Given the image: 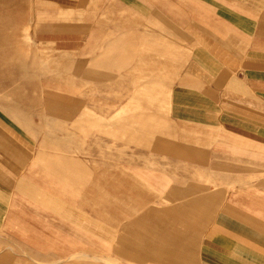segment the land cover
Wrapping results in <instances>:
<instances>
[{
	"label": "crops",
	"instance_id": "0c3cea01",
	"mask_svg": "<svg viewBox=\"0 0 264 264\" xmlns=\"http://www.w3.org/2000/svg\"><path fill=\"white\" fill-rule=\"evenodd\" d=\"M188 1L195 7L197 23L204 25L199 30L202 45L193 52L191 46L187 54L177 52L180 29L164 23L154 9L139 12L128 3L111 0L120 11L111 21L97 20L111 31L100 35L96 49L77 60L61 50L56 60L65 66L38 68L31 85L40 76L55 73L46 82L60 90L48 94L52 99L47 113L75 121L90 110L101 116L95 131L79 124L51 137L63 150L71 147L77 134L93 137L101 147L129 148L130 129L142 133L159 129L165 110L182 138L209 140L222 130L238 143V149L224 150L238 160L224 162L225 167L236 169V185L213 211V196L202 195L198 182L173 185L169 180L138 178L134 171L122 168L116 170V180L124 190L111 200L102 182L113 172L108 168L99 171L98 184L94 179L98 202L90 204L83 201L86 195L60 188V182L70 185L77 178L70 156L46 152L41 159L44 156L31 136L12 117H0V264H122L118 257L99 250L86 253L85 244L72 237L77 213L71 211V200L93 206L101 222L84 226L85 230L104 244L116 242L110 250L125 259L187 264L192 238L201 230L196 248L199 264H264V0ZM53 21L49 30L40 28L47 22L39 23L40 43L70 27ZM150 22H156L153 30L148 29ZM179 54L180 59L190 57L186 77L170 89L168 74L161 75L155 65ZM77 78L95 83L96 88L81 91ZM158 81L160 88L155 86ZM107 132L111 138L104 137ZM95 158L90 157L96 162ZM200 158L202 154L196 160ZM153 196V202L165 206H149ZM178 198L182 200L176 202ZM109 215L117 229L102 222Z\"/></svg>",
	"mask_w": 264,
	"mask_h": 264
},
{
	"label": "rangeland",
	"instance_id": "374dc122",
	"mask_svg": "<svg viewBox=\"0 0 264 264\" xmlns=\"http://www.w3.org/2000/svg\"><path fill=\"white\" fill-rule=\"evenodd\" d=\"M57 1L60 0H0V117H12L13 121L31 136L35 145L38 144L40 155L44 156L41 159H45L46 152L70 156L72 172L75 171L77 178L70 185L60 182V188L61 190L70 188L72 191H77L76 194H82V197L86 195L83 201L97 204L98 191L92 188L95 187V180L97 183L99 171L101 169L107 171L108 168L113 172H108L102 182L105 186L106 196L111 200L115 199L119 195V191L124 190L119 188L116 170L125 168L134 171L138 178L143 176L154 181L159 178L158 180L163 182L169 180L173 185L181 186L190 181L198 182L202 189V195L213 196L214 200L211 204L214 211L226 192L236 185L239 176L236 169L224 166V162L228 165L230 160L238 163L237 158L232 159L228 153H224V150L238 149V143L233 142V138L222 130L215 132L212 139L209 140L182 138L175 132L174 124L170 120L169 114L164 110V117L160 121L159 129H151L143 133L135 128L130 129L129 148H123L122 144H119L116 149H110L105 144L101 147L93 137L83 134L74 136L75 140L67 150H63L56 142L50 141V138L55 135L62 136L63 129L66 133L67 126L84 124L89 125V128L95 131L102 119L96 111L91 110L76 121L68 119L64 114L51 116L47 113L49 110L47 102L52 99L48 98V94L52 95L60 89L56 84L46 82L48 75L52 77L55 76V73L40 76L36 79L38 82L36 81L35 86L31 85L38 68L41 69L42 66L55 69L64 67L65 62L56 60L63 49L68 50L73 59L86 58L90 51L96 49L95 45H98L100 35H106L111 31L108 25H98L97 20L102 18L111 21L112 15L120 11L111 6V0H65V5L57 4ZM121 1L132 5L136 10L139 9V12L142 8H147L149 11L154 9L164 19V23H170L180 29L179 33L182 34V37L176 39L179 45L178 53L187 54L188 46L192 47L191 52H193L194 48L202 45L199 30L200 26L204 25L197 23L199 19L196 18L195 7L190 1ZM105 9L106 11H104ZM196 10L200 12L201 9L196 8ZM179 11L183 14H177ZM125 15L135 16L133 13ZM52 17H54V21ZM51 21L70 27L65 31L55 32L51 38H46L40 43L41 37L39 33L37 34L38 25L40 22L41 24L47 22L43 26L40 25V28L49 30ZM150 25L149 30L156 28V22H150ZM55 47L60 49H55ZM179 57L180 54L176 55L174 60L167 58L166 62L161 60L155 65V70L161 75L168 74L170 89L178 80L186 77L185 70L190 57L189 59H186L185 56H182L181 59ZM163 68L165 72H161ZM76 83L77 88L84 92L96 88L95 83L85 82L79 78ZM161 85V81L155 82L157 88H160ZM30 96L33 98L31 99ZM107 133L103 134L104 137L111 138V132ZM92 154L96 157V162L94 159H90L93 157ZM198 154H202L200 160H196ZM114 165L116 166L114 167ZM55 179L57 180V178ZM123 184L126 185V183ZM154 199L155 196L152 197L149 206L153 208L165 206L163 202H153ZM181 200L178 198L176 202ZM124 202L128 203V200L124 199ZM84 205L87 204L84 202ZM70 206L71 211L77 213L76 221H72V237L85 244L86 253L92 254L99 250V253L118 257L122 264H172L169 260L160 263L154 260L138 262L120 257L116 252L110 250L112 245H117L116 242L104 244L101 239L85 230L84 226L91 228L101 222L100 217L95 216L93 206L87 205L85 208L78 205L77 202L75 204L72 200ZM108 210L112 212L110 208ZM213 211L206 215L205 224L210 220ZM112 217L109 215L102 222L114 230L117 229V224ZM200 231L192 238L187 264H199L196 248L202 232ZM87 264L95 263L88 261Z\"/></svg>",
	"mask_w": 264,
	"mask_h": 264
}]
</instances>
